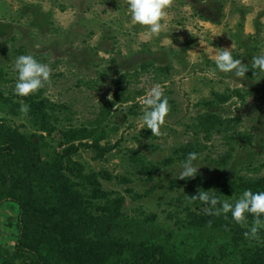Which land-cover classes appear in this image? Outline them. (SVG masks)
<instances>
[{"label":"rangeland","instance_id":"obj_1","mask_svg":"<svg viewBox=\"0 0 264 264\" xmlns=\"http://www.w3.org/2000/svg\"><path fill=\"white\" fill-rule=\"evenodd\" d=\"M167 11L144 42L127 0H0V130L15 148L3 178L18 190L0 197V264H264L251 215L242 227L189 200L264 191V78L219 72L210 51L251 68L264 0ZM20 55L53 72L26 97L13 92ZM157 83L171 105L160 136L140 102ZM190 152L198 172L180 179Z\"/></svg>","mask_w":264,"mask_h":264},{"label":"clouds","instance_id":"obj_2","mask_svg":"<svg viewBox=\"0 0 264 264\" xmlns=\"http://www.w3.org/2000/svg\"><path fill=\"white\" fill-rule=\"evenodd\" d=\"M173 2L174 0H127L132 23L147 26L144 42L152 36H159L164 30L168 18L167 9L173 5ZM210 51L213 53L215 68L219 72L231 73L237 78L247 79V73L251 69L253 76L261 75V78H264V54L254 56L249 68L248 64L233 56L231 49ZM13 70L18 74L13 92L14 95L21 97L44 89L51 83L53 74L48 63L41 62L33 55L18 56ZM140 102L143 106L142 128L151 129L155 136L162 135L161 129L165 125V118L171 111L164 86L159 83L151 85ZM20 111L27 114L30 106L21 102ZM197 159L198 153L188 154L178 176L180 179L194 177L197 174L199 168L194 165ZM189 200L207 205L208 215L223 214L227 218L231 213V218L242 227L248 225V216L251 215L253 217L251 226L244 233L248 239H259L261 230H264V191L254 192L246 189L234 201L223 199L214 191H199L198 194L190 196Z\"/></svg>","mask_w":264,"mask_h":264},{"label":"trees","instance_id":"obj_3","mask_svg":"<svg viewBox=\"0 0 264 264\" xmlns=\"http://www.w3.org/2000/svg\"><path fill=\"white\" fill-rule=\"evenodd\" d=\"M15 155V148L14 146L8 141L2 131L0 130V197L1 199L5 198L6 194H10L13 197L17 195L18 190L10 191L11 188H9V184L11 181L9 179H4L3 175L6 172V169L8 168V162L14 157ZM17 193V194H16ZM19 199V198H18ZM24 204L21 205L23 207ZM117 215H120V212L117 213Z\"/></svg>","mask_w":264,"mask_h":264}]
</instances>
